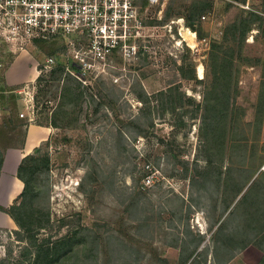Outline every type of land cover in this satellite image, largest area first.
I'll use <instances>...</instances> for the list:
<instances>
[{
    "label": "rangeland",
    "instance_id": "obj_1",
    "mask_svg": "<svg viewBox=\"0 0 264 264\" xmlns=\"http://www.w3.org/2000/svg\"><path fill=\"white\" fill-rule=\"evenodd\" d=\"M201 3L208 7L198 17ZM246 4L168 1L141 9L140 36L105 61L85 65L55 38L6 69L7 89L25 85L17 94L19 117L48 125L42 130L48 138L34 153L49 162L39 164L28 204L40 216L49 213L39 239H72L55 264L259 263L263 251L254 238L264 224V114L258 111H264V30L253 29L244 42L231 40L230 32L225 38L244 11L264 9V0ZM184 29L196 33L194 44L182 36ZM51 44L59 50L53 56L47 54ZM59 62L64 71L53 73ZM179 66L185 72L195 67L204 82L183 79ZM11 70L17 78L38 76L18 84L8 79ZM220 74L228 76L227 85ZM222 89L228 114L211 145L201 106L205 92L220 105ZM177 116L187 125H177ZM254 209L259 222L250 217ZM23 235L0 233V264H30L20 256L28 242Z\"/></svg>",
    "mask_w": 264,
    "mask_h": 264
},
{
    "label": "built area",
    "instance_id": "obj_2",
    "mask_svg": "<svg viewBox=\"0 0 264 264\" xmlns=\"http://www.w3.org/2000/svg\"><path fill=\"white\" fill-rule=\"evenodd\" d=\"M168 1L0 0V95L8 93L4 85L6 69L21 55L33 58L30 51L38 50L41 41L64 40L75 51L73 58L85 65L90 60L105 61L114 49L130 47V39L140 36L145 28L141 9ZM249 1L243 6L249 8ZM81 44L88 45V49H77L76 45ZM47 59L54 61V57ZM24 87L14 93L21 94ZM2 116L0 104V121Z\"/></svg>",
    "mask_w": 264,
    "mask_h": 264
},
{
    "label": "trees",
    "instance_id": "obj_3",
    "mask_svg": "<svg viewBox=\"0 0 264 264\" xmlns=\"http://www.w3.org/2000/svg\"><path fill=\"white\" fill-rule=\"evenodd\" d=\"M173 2L174 0H169ZM146 2V0L144 1ZM264 5V4H263ZM208 6L205 3H201L198 9H195L197 16H201L203 11L206 10ZM171 9V8H169ZM264 9L262 13L259 11H244L240 17L231 23L227 29L225 38L228 39V32L231 33V40H237L238 42H244L248 37V34L253 30L257 29L259 32L264 30L263 21H264ZM172 13H167L166 18L171 16ZM46 42L41 41L39 46L44 47ZM50 50L47 52L49 56H53L56 52H59L58 48H54V44L50 45ZM66 65L62 62H59L58 65L53 69V73L55 72H62L64 71ZM181 69V76L183 79H192L197 81L198 83L204 82V78L200 79L197 76L196 69L193 67L191 72H185L184 66H179ZM188 73V74H187ZM226 74H220L218 79H223L227 85L228 79ZM22 85H14L8 88V95L1 94L0 95V104L3 109V116L0 122V170L3 167L4 159L6 150L8 148H23L26 141L27 136V128L30 125V120L27 118H20L18 112V96L14 93V90L21 87ZM172 90V89H171ZM223 90V89H222ZM211 96V95H210ZM219 97H215L211 99L209 97V93H204V103L201 106L200 118L202 121V128L205 129L206 138L213 139L210 141L211 145L212 142L215 140L217 141L218 137H221L223 133V126L224 124V117L228 114V109L222 107L223 104L227 103V95L225 90L222 91L220 96V105L218 101ZM9 101V102H8ZM264 101V98H263ZM227 107V106H226ZM226 110V112H225ZM258 111L263 115L264 111ZM6 112V114H5ZM197 117V115H196ZM177 125L186 126L187 122L182 118V116H177ZM222 128V129H221ZM18 135L20 139L17 144H13V138ZM41 149L40 147L34 148V152H39ZM207 162L209 165L214 166L215 162L217 163L216 159H213L208 153L207 155ZM48 164L49 158L38 157L36 158V154H29L27 155L18 169V176L24 182V189L20 195V199L17 203L12 205L8 209H3L8 212L14 221L16 222L18 228L13 230V232L17 234H25L23 237L28 239L27 244L21 249L20 256L28 258L30 264H55L57 263L62 255L68 251V249L72 245V239L66 236L60 237L58 239H52L51 235L39 239V234H41V230H47L49 228V213H45L40 216L38 211L32 208V205L28 204V196L31 192V182L36 174L39 164L41 163ZM221 174V173H220ZM219 174V175H220ZM242 190H237L235 196L237 197ZM32 195V194H31ZM247 194H244L246 196ZM31 197V196H30ZM33 197V196H32ZM32 201V198H31ZM244 202V200L242 201ZM241 202V203H242ZM229 205V202H228ZM257 211L255 209L250 213V217L252 221L254 220L259 222V218L256 216ZM254 214V215H253ZM264 215V214H263ZM255 216V218H254ZM1 230V232L5 231ZM0 232V233H1ZM22 232V233H20ZM230 239V238H229ZM257 240V246L263 251V256L260 259L258 264H264V224L262 228H259L258 235L254 238ZM253 237L249 239V241H242L243 247L248 246L249 243L253 242ZM11 250L8 252L9 256L11 257ZM193 254V253H192ZM190 254V256L192 255ZM190 256L187 258L190 259ZM20 262V261H19ZM19 262H15L13 264H18ZM224 262H220V264H224Z\"/></svg>",
    "mask_w": 264,
    "mask_h": 264
},
{
    "label": "crops",
    "instance_id": "obj_4",
    "mask_svg": "<svg viewBox=\"0 0 264 264\" xmlns=\"http://www.w3.org/2000/svg\"><path fill=\"white\" fill-rule=\"evenodd\" d=\"M37 76V74L35 77H33V74H28V76H22L23 78H17L11 70L8 79L22 84L26 81L34 80ZM7 84L9 83L7 82ZM9 85L14 86L15 84ZM47 128L48 125L30 124L27 128L24 147L8 148L6 150L3 167L0 170V232L4 229L9 231L17 229V224L12 216L3 209H8L19 201L24 189V182L18 176L19 166L36 145L48 138V135L42 132V130H47ZM39 133H42V135L40 136Z\"/></svg>",
    "mask_w": 264,
    "mask_h": 264
},
{
    "label": "bare ground",
    "instance_id": "obj_5",
    "mask_svg": "<svg viewBox=\"0 0 264 264\" xmlns=\"http://www.w3.org/2000/svg\"><path fill=\"white\" fill-rule=\"evenodd\" d=\"M183 21V20H182ZM184 27V26H183ZM184 38L188 41H190L191 44H194V39L196 37V33L191 31L190 29H184L183 31V35ZM199 74L201 77H203L204 75V69H203V66H199ZM36 76V75H35Z\"/></svg>",
    "mask_w": 264,
    "mask_h": 264
}]
</instances>
